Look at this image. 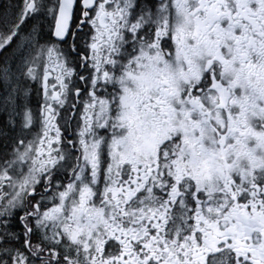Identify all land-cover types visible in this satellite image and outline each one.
Here are the masks:
<instances>
[{"label":"snow or ice","instance_id":"6c2138e0","mask_svg":"<svg viewBox=\"0 0 264 264\" xmlns=\"http://www.w3.org/2000/svg\"><path fill=\"white\" fill-rule=\"evenodd\" d=\"M0 264H264V0H0Z\"/></svg>","mask_w":264,"mask_h":264}]
</instances>
